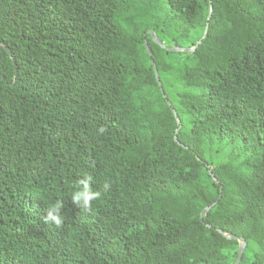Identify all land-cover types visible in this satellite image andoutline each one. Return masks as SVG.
Segmentation results:
<instances>
[{"label": "trees", "instance_id": "obj_1", "mask_svg": "<svg viewBox=\"0 0 264 264\" xmlns=\"http://www.w3.org/2000/svg\"><path fill=\"white\" fill-rule=\"evenodd\" d=\"M210 8L192 52L147 32L193 47ZM219 230L264 264V0H0V264H233Z\"/></svg>", "mask_w": 264, "mask_h": 264}, {"label": "clouds", "instance_id": "obj_2", "mask_svg": "<svg viewBox=\"0 0 264 264\" xmlns=\"http://www.w3.org/2000/svg\"><path fill=\"white\" fill-rule=\"evenodd\" d=\"M107 132L104 125H99L96 128V134L103 136ZM94 178L88 174L83 173L77 180L76 190L71 193L72 202L84 211H89L92 207L93 201L99 200L104 193L111 190V183L105 181L101 188H93ZM63 199H57L55 202L49 203L45 209L43 220L46 224H54L61 226L64 222Z\"/></svg>", "mask_w": 264, "mask_h": 264}, {"label": "water", "instance_id": "obj_3", "mask_svg": "<svg viewBox=\"0 0 264 264\" xmlns=\"http://www.w3.org/2000/svg\"><path fill=\"white\" fill-rule=\"evenodd\" d=\"M210 13H211V8L209 10V14L207 16V20L205 22V28H204V32L202 34V37L196 42V44L193 46V47H180V46H166L164 45L157 37V35L151 31V30H148V34L150 35L151 39L156 42L160 47L166 49L167 51H172V52H178V51H183V52H192L195 50V48L198 46L199 43H201V40L202 38L205 37L206 33H207V30H208V19L210 17ZM144 47H145V50H146V53L147 55L151 58V51H150V48H149V45L147 43V40L145 39L144 40ZM3 48L9 53L11 54V51L8 47H5L3 46ZM150 63L152 65V70H153V73H154V76H155V80L157 82V85L159 87V90L163 96V98L165 99V102L166 104L169 106L174 118H175V121L177 123V128H176V132H178L179 128H180V119L177 115V112L175 110V108L171 105V102L167 99L166 97V94L164 93V90H163V87H162V83H161V80L159 78V74H158V71H157V67H156V64L155 62L150 59ZM173 139L176 141V143L180 144V142L177 140V137L174 136ZM209 173L211 175V177L213 178V180L218 183L217 179L215 178L214 174L209 170ZM221 189V188H220ZM210 206H206L204 207V209L201 211L200 213V216L199 218L202 220V218L204 217V215L207 213V211L209 210ZM219 232H221L225 237L229 238V239H233V240H236L238 241V250H237V256H236V259L234 261L233 264H239L241 258H242V255H243V252L245 250V247H246V241L243 237L241 236H237L235 234H231V233H228V232H223L221 230H219Z\"/></svg>", "mask_w": 264, "mask_h": 264}]
</instances>
